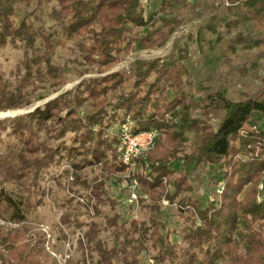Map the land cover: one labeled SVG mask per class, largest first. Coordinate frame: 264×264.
I'll return each mask as SVG.
<instances>
[{
    "label": "trees",
    "instance_id": "16d2710c",
    "mask_svg": "<svg viewBox=\"0 0 264 264\" xmlns=\"http://www.w3.org/2000/svg\"><path fill=\"white\" fill-rule=\"evenodd\" d=\"M179 1L159 0L157 11L145 16L140 0H0V52L8 47L32 51L16 66L14 82L0 84V110L32 105L38 85L49 83L54 92L64 86L66 81L51 62L57 44L72 41L81 61L95 69L94 76L81 79L73 90L58 92L31 111L0 120V132L14 138L18 147L0 158L1 218L24 223L27 211L40 203L35 191L44 193L43 171L63 160H68L75 180L83 185L86 181L78 172L87 165L106 163L113 171L123 170L114 151L116 133L110 129L129 116L133 132L157 130L154 147L137 161L146 174H136L141 190L151 194L154 202L164 195L173 203L190 190L184 168L189 165L192 169L203 163L216 166L223 190L217 205L187 199L180 206L191 222L182 232L181 245L162 235L155 222L151 228L131 221V231L118 233L122 221L116 235L112 233L116 238L123 235L121 264H138L137 256L144 251L138 243L145 240L155 245L156 264H264V81L244 100H229L219 91L206 96L207 106L221 114L213 129L190 117L193 104L176 53L136 58L127 70H112L132 44L147 49L167 42L181 19L166 15ZM50 5L49 16L59 26L61 39H53L45 28H34L30 20ZM18 7H32L19 22L15 20ZM212 7H222L235 26L251 20L256 28H264V0H218ZM84 103L87 111L82 110ZM187 131L201 137L190 152L183 150ZM179 161L182 166L173 168ZM6 183L22 188L31 184L35 194L15 195ZM92 190L96 215H100L99 206L113 201L103 182L94 183ZM72 217L65 213L61 222L69 224ZM118 217L114 214L108 221ZM95 224L84 233L82 250L90 256L94 248L101 256L99 263L112 264L115 249L101 250L94 239ZM35 236L33 242L21 243L18 234L4 238L0 264H57L43 250V235Z\"/></svg>",
    "mask_w": 264,
    "mask_h": 264
},
{
    "label": "rangeland",
    "instance_id": "374dc122",
    "mask_svg": "<svg viewBox=\"0 0 264 264\" xmlns=\"http://www.w3.org/2000/svg\"><path fill=\"white\" fill-rule=\"evenodd\" d=\"M158 1L140 0L145 9V16L157 11ZM197 1L180 0L173 7L172 12L166 15V18L175 17L181 20L164 45L143 49L134 43L132 48L124 52L123 57L112 70H127L136 58L151 59L176 53L185 71V91L193 104L190 117L199 121L202 126L208 125L215 129L221 114L207 106L206 96L219 91L227 99L239 101L244 100L263 85L264 28H256L251 20L235 26L222 7L216 9L212 7L218 4V0H206L196 4ZM31 8L18 7L15 20L19 22L26 12L32 10ZM51 8L52 5L35 12L38 13L37 18L31 16L30 20L34 28H45L53 39H61L59 26L49 16ZM31 53L30 49L24 52L21 48L11 47L0 52V84L3 81L13 83L16 66L21 63L25 55ZM51 62L66 81L64 86L54 92L49 83L38 85L32 105L0 110V120L31 111L56 93L66 89L73 90L81 79L95 75V69L81 61L78 50L70 40L57 44ZM88 109V104L84 103L82 110ZM116 124L111 127V133L115 131ZM185 136L187 138L183 145L184 151L190 152L200 144L201 137L194 135L193 131L185 132ZM17 148V141L14 138L5 132H0V158L9 155ZM107 155L106 159H109L110 155ZM181 166L180 161L173 164V168ZM184 168L188 173L190 190L180 193L173 203H169L164 195L154 202L151 194L141 190L139 183L135 190L136 197L131 199L126 184L119 176L122 170L113 171L106 163L83 167L78 172L81 181H86L83 185L75 180L68 160H63L60 165L43 171L40 181L43 194L35 191L31 184L26 185L27 188H22L16 184L6 183V189L15 195L21 194L30 198L36 192V197H40V203L27 211L24 223H12L0 217V243L4 238L15 234L19 236L18 243L33 242L35 235H43V250L55 259L57 264H102L98 262L101 256L97 250L93 248L90 256H86L80 245L81 241L86 242L84 233L96 223L97 231L94 239L99 241L103 251L114 248L115 253L111 257V263L121 264L120 243L124 241V233L131 231L129 230L131 221H135L143 223L144 227H151L153 222L158 223L162 235L166 234L169 241L181 245L182 232L190 227L191 222L186 218L188 213L181 210L180 206L187 199L199 201L203 206L209 203L217 205L223 190V182L218 181L219 173L216 166L203 163L194 169L192 165ZM142 171L137 167L135 174ZM143 174H146L145 169ZM97 182H103L106 195L113 201L99 206L100 215H96V198L92 190V185ZM166 187L167 190H171V186L167 183ZM258 188L260 190V186ZM65 213L73 216L69 224L61 222V216ZM114 214L119 216L118 219L109 222L108 219ZM122 221H125V224L121 228L122 232H118L117 227ZM77 223L80 225L76 226ZM117 232L123 235L116 238L114 235ZM7 242L8 240L4 245ZM139 244L143 245L144 251L137 256L138 264H156L153 258L155 245L150 240ZM105 261L106 258L103 263Z\"/></svg>",
    "mask_w": 264,
    "mask_h": 264
},
{
    "label": "built area",
    "instance_id": "2783aa9c",
    "mask_svg": "<svg viewBox=\"0 0 264 264\" xmlns=\"http://www.w3.org/2000/svg\"><path fill=\"white\" fill-rule=\"evenodd\" d=\"M115 133L117 138L115 153L118 162L123 167L119 176L126 184L130 198L134 199L136 197L135 190L138 186V179L135 174L137 161L154 147L157 130L145 129L133 132L131 120L129 116H125L115 125Z\"/></svg>",
    "mask_w": 264,
    "mask_h": 264
}]
</instances>
